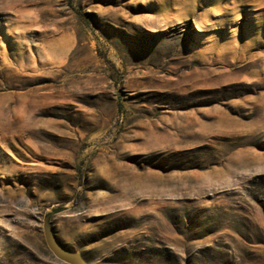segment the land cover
<instances>
[{
	"label": "rangeland",
	"instance_id": "374dc122",
	"mask_svg": "<svg viewBox=\"0 0 264 264\" xmlns=\"http://www.w3.org/2000/svg\"><path fill=\"white\" fill-rule=\"evenodd\" d=\"M158 1L0 0V264H264V0Z\"/></svg>",
	"mask_w": 264,
	"mask_h": 264
},
{
	"label": "water",
	"instance_id": "95a60500",
	"mask_svg": "<svg viewBox=\"0 0 264 264\" xmlns=\"http://www.w3.org/2000/svg\"><path fill=\"white\" fill-rule=\"evenodd\" d=\"M44 235L48 248L57 258L68 264H86L79 254L64 248L49 229H45Z\"/></svg>",
	"mask_w": 264,
	"mask_h": 264
},
{
	"label": "bare ground",
	"instance_id": "6f19581e",
	"mask_svg": "<svg viewBox=\"0 0 264 264\" xmlns=\"http://www.w3.org/2000/svg\"><path fill=\"white\" fill-rule=\"evenodd\" d=\"M197 0H160L158 1V6L161 11L165 14L168 10L177 9L180 11V14H186L191 10L192 5H194ZM200 1V0H199ZM200 3V2H199ZM178 5L179 7H175ZM220 8V7H219ZM166 18L167 16H162Z\"/></svg>",
	"mask_w": 264,
	"mask_h": 264
}]
</instances>
